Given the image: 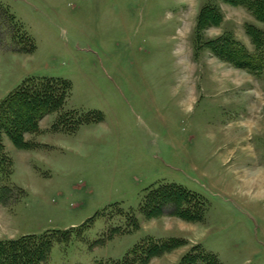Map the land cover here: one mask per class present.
Listing matches in <instances>:
<instances>
[{"label":"rangeland","instance_id":"rangeland-1","mask_svg":"<svg viewBox=\"0 0 264 264\" xmlns=\"http://www.w3.org/2000/svg\"><path fill=\"white\" fill-rule=\"evenodd\" d=\"M210 7L218 18L202 17ZM248 25L264 32L225 0H0V102L30 77L69 86L29 146L2 136L0 241L45 236L42 264H122L145 239L176 236L146 264L195 246L264 264V70L208 45L228 35L255 53ZM162 184L197 193L201 220L169 204L147 217L142 199Z\"/></svg>","mask_w":264,"mask_h":264},{"label":"trees","instance_id":"trees-1","mask_svg":"<svg viewBox=\"0 0 264 264\" xmlns=\"http://www.w3.org/2000/svg\"><path fill=\"white\" fill-rule=\"evenodd\" d=\"M225 1L247 7L256 19L264 22V0ZM203 13L213 14L216 18L219 15L212 7L204 9L202 17ZM215 19L209 21L212 23ZM246 30L256 47L255 53H249L242 44L228 35L212 40L208 45L224 59L249 71L260 72L264 70V32L253 25H248ZM67 83L52 77L41 79L30 77L0 102V173H3L6 161L9 165L12 163V159L4 150L3 134H7L18 147L29 146L24 135L37 132L40 121L46 115L62 109L69 90ZM65 120L60 115L53 127L65 128ZM86 120L79 119L77 123H73L74 128L71 131L85 124ZM194 197L198 198L194 199ZM200 202L197 193L176 184H162L151 189L142 199L143 212L147 217L162 215L163 205L169 204L173 205L172 214L191 221H199L203 217V204ZM28 237L0 241V264H42L43 259L48 255L50 240L45 236L37 240ZM182 244L183 241L177 238L164 241L147 238L136 245L132 253L130 252V255H133L130 261L127 256L122 264H146L153 257L170 252ZM178 264H221V262L215 253L207 251L202 246H195L181 258Z\"/></svg>","mask_w":264,"mask_h":264},{"label":"crops","instance_id":"crops-1","mask_svg":"<svg viewBox=\"0 0 264 264\" xmlns=\"http://www.w3.org/2000/svg\"><path fill=\"white\" fill-rule=\"evenodd\" d=\"M177 219H179V218H177ZM181 220V219H180ZM169 238H180V237H176V236H172V237H169ZM169 238H166V239H169ZM157 240V239H156ZM155 259H159V257H156V258H154V260ZM154 260H152L149 264H153V261ZM177 264V263H176Z\"/></svg>","mask_w":264,"mask_h":264}]
</instances>
